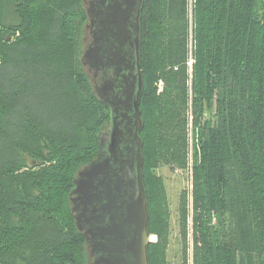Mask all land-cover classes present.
<instances>
[{"label":"trees","instance_id":"1","mask_svg":"<svg viewBox=\"0 0 264 264\" xmlns=\"http://www.w3.org/2000/svg\"><path fill=\"white\" fill-rule=\"evenodd\" d=\"M186 6L142 0L140 13L141 172L157 237L148 264H170L155 170L187 168ZM194 10L192 264H264V0H195ZM85 22L82 0H0V264H90L69 194L107 117L79 62ZM188 212L183 193L179 264Z\"/></svg>","mask_w":264,"mask_h":264},{"label":"water","instance_id":"2","mask_svg":"<svg viewBox=\"0 0 264 264\" xmlns=\"http://www.w3.org/2000/svg\"><path fill=\"white\" fill-rule=\"evenodd\" d=\"M141 7L142 0L83 4L87 22L82 36L90 43L80 46L81 68L87 77L112 70L100 86H91L107 123L98 135L94 159L77 171L69 194L91 264H148L150 234L139 137Z\"/></svg>","mask_w":264,"mask_h":264},{"label":"rangeland","instance_id":"3","mask_svg":"<svg viewBox=\"0 0 264 264\" xmlns=\"http://www.w3.org/2000/svg\"><path fill=\"white\" fill-rule=\"evenodd\" d=\"M192 2V7H191ZM195 0H187L186 15L188 19L189 42H188V61H187V75H188V93L189 103L187 112V168H170L169 166H162L155 170V174L161 178L165 192V200L169 212V246L167 249V259L170 264H179L182 260V241L180 237V223H179V206L180 198L183 193L187 197L188 207V221H187V264H192V167L194 162V143L195 130L192 126L193 111H192V76L195 64V49H196V31H195ZM191 9V11H190ZM191 12V14H190ZM195 31V32H194ZM157 93H161L164 89V82L159 80L156 83ZM29 102V99H27ZM50 101V100H49ZM30 103V102H29ZM43 109V108H42ZM43 112V111H42ZM31 165V161H28ZM157 237L150 235V242H156ZM91 259L89 260L91 264Z\"/></svg>","mask_w":264,"mask_h":264},{"label":"flooded vegetation","instance_id":"4","mask_svg":"<svg viewBox=\"0 0 264 264\" xmlns=\"http://www.w3.org/2000/svg\"><path fill=\"white\" fill-rule=\"evenodd\" d=\"M82 1H83L82 2L83 4H88L91 0H82ZM140 20L141 19H139V37H140V31H141ZM86 22H87V17H86ZM85 23H84V26H85ZM82 35H83V33H82ZM82 35H81V45L83 46V44H84L85 46H88L90 41L87 40V42H86V39L83 38ZM111 72H112V70L108 69V70H105V71L104 70H100L98 72H91L90 74L88 73L89 74L88 80H89L90 86H92V88H96L97 86H100L102 84V82H103V79H105V77H109L111 75ZM106 123H107V119H106Z\"/></svg>","mask_w":264,"mask_h":264},{"label":"built area","instance_id":"5","mask_svg":"<svg viewBox=\"0 0 264 264\" xmlns=\"http://www.w3.org/2000/svg\"><path fill=\"white\" fill-rule=\"evenodd\" d=\"M191 7H192V2H191ZM190 11H191V9H190ZM190 14H191V12H190ZM192 15V14H191Z\"/></svg>","mask_w":264,"mask_h":264}]
</instances>
